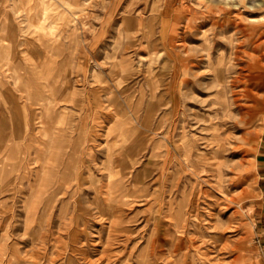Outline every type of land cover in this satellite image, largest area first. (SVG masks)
Instances as JSON below:
<instances>
[{
	"label": "rangeland",
	"instance_id": "1",
	"mask_svg": "<svg viewBox=\"0 0 264 264\" xmlns=\"http://www.w3.org/2000/svg\"><path fill=\"white\" fill-rule=\"evenodd\" d=\"M0 2V264H264V0Z\"/></svg>",
	"mask_w": 264,
	"mask_h": 264
},
{
	"label": "bare ground",
	"instance_id": "2",
	"mask_svg": "<svg viewBox=\"0 0 264 264\" xmlns=\"http://www.w3.org/2000/svg\"><path fill=\"white\" fill-rule=\"evenodd\" d=\"M45 11V10H44ZM43 11V12H44ZM47 11V10H46ZM30 12V11H29ZM30 15V14H29ZM48 15V14H47ZM46 15V16H47ZM41 18H42V16H41ZM45 18V17H44ZM31 46V45H30ZM34 49V48H33ZM30 50V49H29ZM32 52V51H31ZM48 54V53H47ZM36 56V55H35ZM40 56V55H39ZM38 59V58H37ZM41 59V58H40ZM38 61H40V60H38ZM44 61V60H43ZM21 63V62H20ZM19 64V63H18ZM42 66V65H41ZM48 66V65H47ZM50 67V66H49ZM15 69H16V75H15V79H19L20 77H19V74H18V72H17V65H16V67H14ZM41 70H43L44 71V69L41 67ZM87 86V85H86ZM29 95V94H28ZM45 99V98H44ZM106 101V100H105ZM50 102V101H49ZM126 106V105H125ZM47 110L49 111V106L47 105ZM44 134H46V135H49V139L51 140L52 139V134L51 133H49V131L47 130V129H44ZM48 131V132H47ZM112 131V130H111ZM26 134V133H25ZM60 138V137H59ZM58 139V138H57ZM64 141V140H63ZM59 143V142H58ZM185 144V143H184ZM62 145V144H61ZM182 145H183V143H182ZM193 145V144H192ZM180 148V147H179ZM184 148L185 149H187V148H190V146H188L187 144H186V146H184ZM181 149V148H180ZM50 150V149H49ZM63 152V151H62ZM55 156H56V154L53 152L52 153V156H50V159H49V161H48V165H49V167L50 166H52V163L50 162L51 161V159L52 158H55ZM111 159H112V157H111ZM47 165V166H48ZM54 168V167H53ZM75 168H77V166L75 167ZM74 168V169H75ZM51 173V172H50ZM113 172H111V176H110V180H111V182H109V184H108V188H107V190L105 191L107 194L105 195V197H106V199H110L112 202H113V200H117V195H113V194H115V193H117L118 191H121V190H125V186H124V180H126V179H123L122 177H120V179L121 180H119V181H116L117 180V178L119 177H112L113 176ZM48 175V174H47ZM121 176V175H120ZM55 178H57V176L54 174V173H52V174H50V180H46L45 181V183H46V188H45V190H47L48 188H49V186H50V184L52 183V182H55L56 180H55ZM62 183L63 182H59L58 184H59V186L60 185H62ZM32 184V183H31ZM39 184V183H38ZM102 184V183H101ZM32 186H34V185H32ZM102 187V186H101ZM59 188V187H58ZM117 191V192H116ZM101 193V192H100ZM103 198V197H102ZM123 199V198H122ZM29 200V199H28ZM110 200H108V201H110ZM28 202V201H27ZM122 202V201H121ZM29 203V202H28ZM119 204H120V202H119ZM100 206V205H99ZM29 208V207H28Z\"/></svg>",
	"mask_w": 264,
	"mask_h": 264
},
{
	"label": "crops",
	"instance_id": "3",
	"mask_svg": "<svg viewBox=\"0 0 264 264\" xmlns=\"http://www.w3.org/2000/svg\"><path fill=\"white\" fill-rule=\"evenodd\" d=\"M1 3V2H0ZM12 24L13 25V27L14 28H12V30H10L8 27H6L7 25H9V24ZM19 23L18 22H16V20L14 19V18H11V21L10 22H7L6 20H5V22H3V19L2 18H0V40H2V37H3V40H4V43H8L9 41H8V39H5V37H6V35L8 34H10V36H12V35H20V32H21V28L19 27ZM24 25H26L27 26V24H24ZM26 33V32H25ZM40 35L42 34V33H39ZM39 35V36H40ZM31 36H30V34H29V32H28V34H27V37H26V41H29V40H31ZM13 41V40H12ZM14 43V42H13ZM8 57H7V54H1V51H0V70L2 69L1 68V65L2 66H6V65H8L9 64V61L8 60H6ZM27 58V57H26ZM13 60H14V67H16V65L17 66H20V65H24V67L26 68V66L28 65V63H22V61H21V59H19V61H17V62H15V57L13 58ZM21 62V63H20ZM27 62V61H26ZM60 62H61V64H60V70H62V68H63V61H62V58L60 59ZM19 63V64H18ZM46 66V65H45ZM4 69V68H3ZM62 93H63V91H62ZM28 95V94H27ZM258 164H259V168L260 169H263V174H264V160H260L259 162H258ZM261 176V175H260ZM262 177H263V179H264V175H262ZM263 186H264V184H263ZM262 248L264 249V245L262 246Z\"/></svg>",
	"mask_w": 264,
	"mask_h": 264
}]
</instances>
